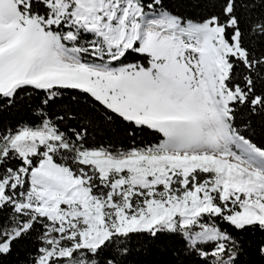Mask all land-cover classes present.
<instances>
[{
    "label": "snow or ice",
    "instance_id": "6c2138e0",
    "mask_svg": "<svg viewBox=\"0 0 264 264\" xmlns=\"http://www.w3.org/2000/svg\"><path fill=\"white\" fill-rule=\"evenodd\" d=\"M0 264H264V0H0Z\"/></svg>",
    "mask_w": 264,
    "mask_h": 264
}]
</instances>
